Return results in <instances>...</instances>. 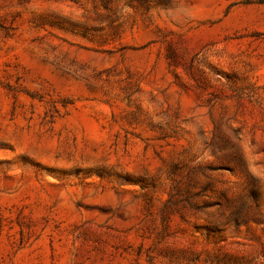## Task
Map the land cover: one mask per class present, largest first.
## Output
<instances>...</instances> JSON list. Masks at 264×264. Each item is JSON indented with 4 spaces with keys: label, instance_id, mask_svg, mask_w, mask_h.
Instances as JSON below:
<instances>
[{
    "label": "rangeland",
    "instance_id": "374dc122",
    "mask_svg": "<svg viewBox=\"0 0 264 264\" xmlns=\"http://www.w3.org/2000/svg\"><path fill=\"white\" fill-rule=\"evenodd\" d=\"M0 264H264V0H0Z\"/></svg>",
    "mask_w": 264,
    "mask_h": 264
}]
</instances>
